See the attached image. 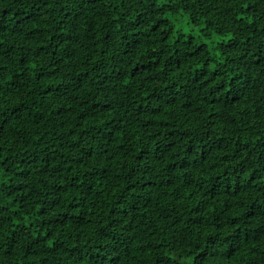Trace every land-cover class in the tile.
Instances as JSON below:
<instances>
[{
    "label": "trees",
    "instance_id": "1",
    "mask_svg": "<svg viewBox=\"0 0 264 264\" xmlns=\"http://www.w3.org/2000/svg\"><path fill=\"white\" fill-rule=\"evenodd\" d=\"M0 264H264V0H0Z\"/></svg>",
    "mask_w": 264,
    "mask_h": 264
}]
</instances>
